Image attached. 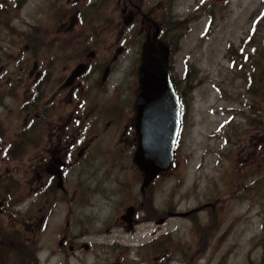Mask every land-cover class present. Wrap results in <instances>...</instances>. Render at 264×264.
<instances>
[{
  "label": "rangeland",
  "instance_id": "1",
  "mask_svg": "<svg viewBox=\"0 0 264 264\" xmlns=\"http://www.w3.org/2000/svg\"><path fill=\"white\" fill-rule=\"evenodd\" d=\"M17 2L0 0V91L27 90L36 62L44 99L59 92L58 113L66 116L70 91L60 84L70 77L69 27L77 13L93 29L106 25L100 49L108 56L122 49L108 88L116 85L130 103L123 108V131L109 130L92 146L100 145L91 158L104 165L81 176L80 191L73 190L81 171L70 170V214L60 194L51 208L45 198L36 204L29 160L10 159L1 168L9 169L5 184L18 192L11 230L22 232L23 219L37 216L24 221L37 232L22 241L34 264H264V0H135L171 46L170 78L185 105L174 165L145 190L143 202L142 174L133 155L118 154L124 145L117 140L134 122L147 23L139 16L126 24L121 10L127 0H80L71 9L70 0ZM2 101L0 95L3 124ZM99 129L94 123L91 132ZM129 207L138 210L130 228L121 220ZM167 213L189 214L156 225ZM1 220L7 224L6 215Z\"/></svg>",
  "mask_w": 264,
  "mask_h": 264
},
{
  "label": "flooded vegetation",
  "instance_id": "2",
  "mask_svg": "<svg viewBox=\"0 0 264 264\" xmlns=\"http://www.w3.org/2000/svg\"><path fill=\"white\" fill-rule=\"evenodd\" d=\"M79 1L71 2L70 0V9L75 2ZM12 2L18 6L17 0H12ZM121 13L122 15H131L132 21L135 17L140 16L143 19L141 23H147L142 17L146 13L142 11L135 0H127ZM147 25L146 36L151 33L150 25L148 23ZM69 29L70 77L60 84L65 88L69 86L66 91H70L69 101H67L70 111L67 110L66 116L58 113L56 98L59 92H54L51 98L44 99V91H41V87L38 86L43 76L41 78V69L36 62L33 65V70L28 72L29 80L32 82L27 90L0 91L3 99L1 107L4 109V121L3 124L0 123L3 125V127L0 126L3 128L2 131L0 130V256L4 253L31 255V251L25 247L22 241L27 240V234L35 235L37 232V228L32 223L24 222L26 219H37V216L23 217L25 218L22 221L23 233L11 230L10 218L15 214L13 212L18 205V199L14 200L13 197H16L18 192L12 190L10 184H5L6 178L4 177L7 176L9 169L5 168L3 173L1 168L6 166L7 161L16 158L23 161L29 160L28 163L26 161L28 170L34 174L36 184L33 190L32 185H29V190H32L30 192H33V195L37 197L36 204L45 198V204L51 208L54 206V202L58 201L60 194L62 202L67 203L68 214H70V198L75 197L67 189L70 170L75 167L81 171L78 173V181L74 184L76 188L73 190L74 192L80 191L83 184L81 176L87 171L90 175H95L97 174L95 172L102 169L104 165L103 162L97 163L96 159L91 158L92 149L101 151L100 145L92 146L101 144L103 134L107 131L114 129L118 133L119 128L122 130L123 108L130 106V103H123L116 85L108 88L117 72L115 63L122 49H117L113 56H108L109 50L100 49L104 43V34L102 33L105 32L106 25L100 24L93 29L87 24L81 23L78 14L74 13ZM159 38L163 40L161 31ZM39 43L27 42L28 45ZM38 71L39 73H37ZM26 72L27 69L20 70V74ZM137 88L138 84L135 94H137ZM12 101L16 102L15 106L11 104ZM131 108L133 109V106ZM12 122L15 124H11ZM94 123L100 124L102 129L92 133L91 128ZM129 123L130 126L125 128V132H120L117 140L118 144L124 145L123 149L118 151L119 155L122 153L133 155L135 150L134 122L130 119ZM116 148L117 146H114L113 150ZM106 170L107 165L104 166V172ZM104 175L106 176V173ZM65 196H67V200ZM21 197L22 195L18 198L21 199ZM27 214H30V210L20 212L18 215ZM5 215L7 224L1 220ZM41 219L43 220V218ZM20 223L17 221L18 225ZM132 224L128 227L130 228ZM76 238L70 240L72 244L68 245L71 252L74 251ZM82 247L87 250L86 245ZM0 261H3V258Z\"/></svg>",
  "mask_w": 264,
  "mask_h": 264
},
{
  "label": "water",
  "instance_id": "3",
  "mask_svg": "<svg viewBox=\"0 0 264 264\" xmlns=\"http://www.w3.org/2000/svg\"><path fill=\"white\" fill-rule=\"evenodd\" d=\"M153 29L141 47L137 69V94L133 103L135 150L132 164L142 174L140 193L144 200L145 190L161 174L174 165V152L180 129V103L169 74L171 48L159 39L160 27L147 14L142 16ZM132 16H126V24ZM136 209L129 207L121 217L128 226ZM189 213H167L155 220L163 224L168 218L186 217ZM86 250V249H85Z\"/></svg>",
  "mask_w": 264,
  "mask_h": 264
},
{
  "label": "trees",
  "instance_id": "4",
  "mask_svg": "<svg viewBox=\"0 0 264 264\" xmlns=\"http://www.w3.org/2000/svg\"><path fill=\"white\" fill-rule=\"evenodd\" d=\"M186 75L187 74H185V76ZM187 78H188V75H187ZM187 78H186V80H187ZM184 108H185V105H183V108L181 110L182 114H184L183 113ZM155 219H158V218H155ZM2 248H6V247H2ZM34 256L35 255L33 253L31 255L30 254L19 255V254H13V253H9V254L4 253L2 256H0V259L3 258V261H0V264H33V257Z\"/></svg>",
  "mask_w": 264,
  "mask_h": 264
}]
</instances>
